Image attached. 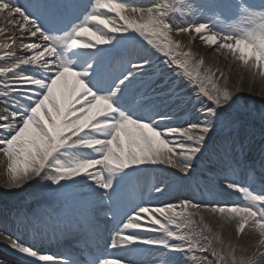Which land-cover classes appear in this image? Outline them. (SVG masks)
Masks as SVG:
<instances>
[{
    "label": "snow or ice",
    "instance_id": "6c2138e0",
    "mask_svg": "<svg viewBox=\"0 0 264 264\" xmlns=\"http://www.w3.org/2000/svg\"><path fill=\"white\" fill-rule=\"evenodd\" d=\"M71 8L81 11L68 20ZM186 11L197 15L183 0H84L79 5L0 0L6 24L0 27L2 187L11 192L35 184L61 197L78 193L89 206L87 229L108 220L107 247L115 250L90 253L84 260L62 258L9 235L8 247L26 264H138L135 257L161 249L168 257L161 264H264V174L257 178L250 169L247 185L226 179L223 187L240 194L241 201L221 203L214 187L207 181L201 185L196 165L218 131L235 122L229 110L241 111V99L247 108V98L221 86L223 73L218 77L219 70L204 67V59L184 51L172 35L195 33L264 79V0H226L211 5L210 14L200 11L198 19L176 23ZM157 53L175 80L157 71L152 60ZM176 80L193 86L197 101L210 102L198 110L202 120L172 122L185 103ZM224 147L225 154L241 151L235 141H225ZM232 163L239 167V161ZM155 165L175 170L184 186L195 185L193 196L207 192L213 200L185 197L155 207L141 201L130 210L119 209L123 187ZM152 191L167 197L173 184L161 181ZM204 212L218 217L221 227L233 226L238 236L246 228L257 233L251 255H237L247 249L226 243L205 222ZM84 226L73 220L64 228ZM153 232L160 235H147ZM0 264L9 262L0 258Z\"/></svg>",
    "mask_w": 264,
    "mask_h": 264
},
{
    "label": "bare ground",
    "instance_id": "6f19581e",
    "mask_svg": "<svg viewBox=\"0 0 264 264\" xmlns=\"http://www.w3.org/2000/svg\"><path fill=\"white\" fill-rule=\"evenodd\" d=\"M191 0H183L184 3L186 4H190ZM138 2L141 3H145V4H151L153 2V0H138ZM216 2H212V4H215ZM194 9H197V15L196 16H192V15H188V12L186 11L184 16L181 17L180 15H177L176 17V23H187L189 20L191 19H198L199 18V5L196 4L194 5ZM75 19V18H74ZM0 27H6L5 22L3 21V19H0ZM6 35H11V33H7ZM172 35H177L176 33H173ZM18 36V33H17ZM3 37H0V39H2ZM192 39V36H188L187 38H184L183 40L187 43L188 40ZM35 38L27 39L26 38V42H31L34 41ZM17 42H20L19 39H17ZM195 42V49L198 50L200 52V57H202L205 61L204 67H210V68H215L213 69V71L219 70V73H222L223 71H228L229 69L232 70H242L240 73L242 74V76H244V81L242 84H239L235 87V89L232 91L234 94L236 95H240L242 98H249L250 100L248 101L251 102L252 97H255V99H257L256 101H258L257 103V107H261L262 105H264V100H261V96L256 97L258 94V92L254 95L251 93V91L253 92L254 90H258L259 86L257 87H251V80L252 78H257V80L260 81L261 84L264 85V79L261 78L260 75H256L255 77L253 76V73L250 72L247 68H245L243 65L241 64H237L238 62H236V64L233 62L235 61L233 58L231 59L230 56L228 54H226L224 52V50H220V51H215L213 46H208L205 45L199 38V36H197L194 40ZM140 49H137V51H143V47ZM0 55H2V52H0ZM161 56V54H155L152 56V60H155V58H159ZM211 64V66L209 65ZM237 72V71H236ZM234 72L232 73V75H228L226 77V74H223V77L219 78V83L224 84V86H227L228 88H230L233 85H236L238 83V81H240V78H237V73L239 72ZM233 76H236L235 79H232ZM240 76V77H242ZM219 77V74H218ZM226 78V79H225ZM233 81H235V83H233ZM237 81V82H236ZM188 83V82H187ZM231 89V88H230ZM263 89V88H262ZM261 89V90H262ZM250 91V92H248ZM255 93V91H254ZM264 93V90H263ZM262 95V94H261ZM244 99H241L240 101V109L241 111L237 112V114L239 116L251 119L255 118L254 112L253 111H249L251 110V104L247 105V108L244 107ZM252 103V102H251ZM257 111V110H256ZM248 112V113H246ZM256 113V112H255ZM264 113V112H263ZM250 114V115H249ZM202 120L203 116H200L199 118ZM264 119V118H263ZM259 119L255 118V120H253L254 122L258 121ZM233 125V124H232ZM249 127H254V125H250ZM232 129V126L226 127L224 128L223 132H218L216 136V143L214 144V146L212 147H208V151L204 154V156L202 158H200L197 162V174L198 176L201 178L200 179V183L201 185H203L205 183V181L208 182V178L207 174L213 175L215 173V168H209L208 165H213L214 162L219 161L218 159H222V163L219 164V166H223L225 167L227 165V167L231 170L233 167H235L233 165V161H239V165L240 164H244V171H247L249 168L252 167V162H257L258 159L255 158V160L252 161V157H254V153L256 151H258V147L251 145V144H246L245 142L242 144H238L241 147V150L245 151V154L241 155L243 157H237L235 155L229 156V158H233L232 160H230L227 156L230 154H233L232 152L234 151H229L227 154H225V147H224V143L227 140L225 137H219L221 135H225L227 134V131H230ZM246 136L244 134L241 135V139H245ZM222 147V148H221ZM227 158V159H226ZM163 165H155V166H151L152 167V171L156 170L157 168L161 167ZM235 171L241 172V170H238L235 168ZM243 176L245 177V174H243ZM149 179L150 181V177H144L143 179ZM142 178H140L138 180L139 186L140 188L144 189V192H147L151 195H154L155 192L152 191V188L154 185L160 184V180H159V176H156L155 178V183H152V187L150 188V185H148ZM6 180V174H5V168H4V164H3V158L2 156H0V231L3 232V234H0V248L10 252L12 255H14V258H12V260H10L9 258H7V256L5 254L0 253V257L2 259H6L9 264H26L25 259L23 258V256L18 255L14 250L10 249L8 247V244L10 243V240L8 239V236L11 235V237L14 239L17 236V225L21 224V220H20V216L21 214L24 213V206L28 205V204H35V208L37 212L40 211H46L47 207H55L58 208V203L56 202V200H58V198L54 197L53 198V203L51 204L49 201H46L44 199L40 200L42 198L40 191L41 190H45L42 189L40 186L33 184L32 187H28L27 185L23 188V189H18V190H13L11 192H6L2 185L5 183ZM171 181L172 179L165 177V179L162 178L161 181H167L168 182ZM150 183V182H149ZM171 183V182H169ZM177 182L175 180L172 181L173 186L176 184ZM163 186V185H161ZM193 186V185H192ZM194 191V188L189 187L188 191L186 193H184L182 190H180V188H176L173 187V191L170 194L171 198H174L178 201H180V199H183V196H187L188 198L191 199H196L198 197H202V195L199 194V192H197V194L195 196L192 195ZM54 196L55 193L50 194V196ZM185 198V197H184ZM227 201L228 203H232L235 202L236 199L233 198H229V199H221V201ZM159 202L162 204L164 202H169L167 200H164L163 198H160ZM79 204H75L80 205ZM204 216H205V222L208 223L210 225V227H212V229L217 232L218 234L221 235V237L225 240V242H231L234 245H237L238 248L240 249H247L246 252H237V255H251V252L253 250H250L251 246L256 245V240H259V236L257 233L251 232L249 231L247 228L245 230L244 234H241L240 237L237 235L235 228L233 226H224L221 227V221L218 217L209 215L207 212H204ZM19 217V219H17ZM196 219H199L198 217ZM24 223V222H23ZM24 234V233H23ZM154 234H160V233H154ZM6 235V236H5ZM26 235V234H25ZM36 237H31V239L35 240H27L25 238L21 237V240L23 242H25L26 244H32L35 247H38L40 249H42L43 251H46L48 253H53V254H57L56 251H51L48 246H44L40 243L43 238H40L41 236H43L42 233L38 232L36 234ZM49 240L51 241V238H49ZM215 246L217 248L220 247L219 244H215ZM45 249V250H44ZM159 256L162 259H166L168 258L167 255L164 254V251H161V253L159 254ZM211 259V257H209Z\"/></svg>",
    "mask_w": 264,
    "mask_h": 264
},
{
    "label": "rangeland",
    "instance_id": "374dc122",
    "mask_svg": "<svg viewBox=\"0 0 264 264\" xmlns=\"http://www.w3.org/2000/svg\"><path fill=\"white\" fill-rule=\"evenodd\" d=\"M178 39H180V38H178ZM198 56H200V54H198ZM234 62V61H233ZM235 63V62H234ZM236 64V63H235ZM237 64H241V63H237ZM210 66H211V64H209ZM242 65V64H241ZM211 69H215V68H211ZM239 72V73H237V72ZM242 70L240 69V71L239 70H237V69H235V70H232V69H229L228 71H223L222 73L223 74H226V77L228 76V75H232V73H234V72H236L237 73V78H240V81H238V83L236 84V85H233L232 84V86L229 88V90L230 91H233L234 89H235V87L237 86V85H239V84H242L243 83V81H244V76H242V74L240 73ZM217 73H219V72H217ZM240 76H242V77H240ZM236 78V76H233L232 77V79H235ZM237 82V81H236ZM233 83H235V81H233ZM220 85L222 86V84L220 83ZM223 86H224V84H223ZM258 87L259 86V88H258V90H254L255 91V93H254V91L252 92L251 91V93L252 94H256L257 92H258V94H260V95H257L256 94V97H258V96H261V94H264L263 93V90H264V85L263 84H261L260 83V81L259 80H257V78L255 77V78H252V80H251V87L253 88V87ZM263 88V89H262ZM262 89V90H261ZM248 92H250V91H248ZM245 98H247V97H245ZM251 98H252V100H251V102H249L248 103V101L250 100L249 98H247V105H249V104H251L252 106H251V110H249V111H253L254 112V117L255 118H262V117H264V105H262L261 107H258V108H256L257 107V103H258V101H256L257 99H255V97H252L251 96ZM202 104H206L207 102H209V101H207L206 99H203L202 101H200ZM244 104H245V101H244ZM257 110V111H256ZM229 112H231V114H236L237 112H239V111H237L236 109H231V110H229ZM233 112V113H232ZM256 112V113H255ZM246 113H248V112H246ZM250 115V114H249ZM255 118H252L251 117V119H248V118H245V117H242V118H239V120H237V121H235V123L233 124L234 126H237V127H247L246 125H244V126H242L241 125V123H242V121L244 122V123H247V124H251V122L253 121V120H255ZM258 124H257V129L255 130V132H256V134H257V137L258 138H264V119L262 120V119H259L258 121ZM255 126V125H254ZM243 133L244 134H247L248 132H247V129H243ZM250 137H253V135H250ZM42 191H45V190H41V192Z\"/></svg>",
    "mask_w": 264,
    "mask_h": 264
}]
</instances>
